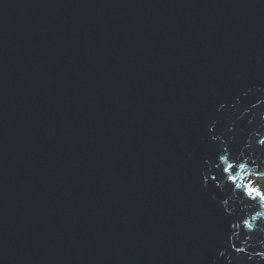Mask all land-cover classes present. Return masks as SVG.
<instances>
[{"label": "water", "instance_id": "1", "mask_svg": "<svg viewBox=\"0 0 264 264\" xmlns=\"http://www.w3.org/2000/svg\"><path fill=\"white\" fill-rule=\"evenodd\" d=\"M260 98L264 0H0V264H227Z\"/></svg>", "mask_w": 264, "mask_h": 264}, {"label": "clouds", "instance_id": "2", "mask_svg": "<svg viewBox=\"0 0 264 264\" xmlns=\"http://www.w3.org/2000/svg\"><path fill=\"white\" fill-rule=\"evenodd\" d=\"M237 97L235 103H239ZM235 103L232 107H235ZM264 105V98L256 100L250 107L245 108L241 117L252 112V109ZM226 103L219 105L218 111L226 107ZM260 121L256 128L248 133L247 140L234 154L229 143V139L223 135H212V141H219L221 150L215 161L205 159L209 165L208 172L202 174L203 184L207 186L211 181H215V186L221 191L225 190V185H232L231 192L221 201L224 211L228 215H235L237 218L231 222V234L228 242L231 249L235 251L233 256L229 248H221L218 257H225L227 264H244L241 253L246 254L248 261H255L256 264L264 262V153H257L255 149L264 148V112L259 113ZM255 115L249 119L253 123ZM235 122L229 127V131L234 130ZM216 121H213L208 131L214 133ZM222 170L221 178L217 179V171ZM215 198V194H213ZM239 204L240 212H237L236 205ZM246 235L241 238V233ZM239 242V246L237 244ZM252 249H256L253 251ZM216 258L213 260L215 264Z\"/></svg>", "mask_w": 264, "mask_h": 264}]
</instances>
